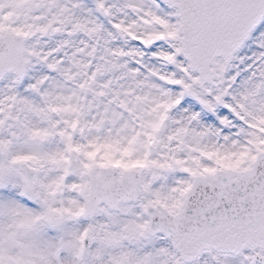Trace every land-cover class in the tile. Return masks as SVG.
<instances>
[{"label": "snow or ice", "instance_id": "6c2138e0", "mask_svg": "<svg viewBox=\"0 0 264 264\" xmlns=\"http://www.w3.org/2000/svg\"><path fill=\"white\" fill-rule=\"evenodd\" d=\"M0 264H264V0H0Z\"/></svg>", "mask_w": 264, "mask_h": 264}]
</instances>
